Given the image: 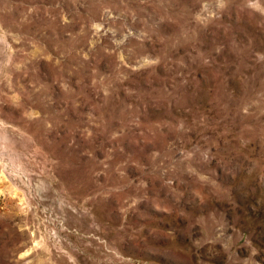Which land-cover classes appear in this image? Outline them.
<instances>
[{"label":"rangeland","instance_id":"obj_1","mask_svg":"<svg viewBox=\"0 0 264 264\" xmlns=\"http://www.w3.org/2000/svg\"><path fill=\"white\" fill-rule=\"evenodd\" d=\"M0 264H264V0H0Z\"/></svg>","mask_w":264,"mask_h":264}]
</instances>
